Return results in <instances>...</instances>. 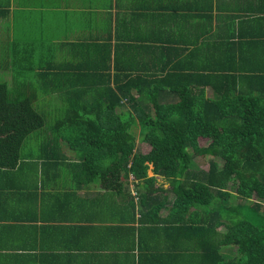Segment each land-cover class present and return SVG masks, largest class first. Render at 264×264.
<instances>
[{"label":"crops","instance_id":"crops-1","mask_svg":"<svg viewBox=\"0 0 264 264\" xmlns=\"http://www.w3.org/2000/svg\"><path fill=\"white\" fill-rule=\"evenodd\" d=\"M211 60L237 67L225 73L238 80L264 74V0H0V73L11 77L3 81L11 91L24 88L15 78L30 76L34 64L36 72L61 66L81 88L203 69ZM39 138L30 135L19 159L0 165V264L224 263L189 225L142 223L130 205L138 202L132 176L117 190L81 182L75 167L43 159Z\"/></svg>","mask_w":264,"mask_h":264},{"label":"trees","instance_id":"trees-1","mask_svg":"<svg viewBox=\"0 0 264 264\" xmlns=\"http://www.w3.org/2000/svg\"><path fill=\"white\" fill-rule=\"evenodd\" d=\"M220 63L81 88L61 66L43 64L36 72L34 64L30 76L15 78L24 88L0 82V165L16 162L27 138L38 134L43 159L75 167L81 182L117 190L132 176L138 202L130 205L142 223L189 225L223 264H264V74L238 80L225 73L237 67ZM42 101L61 106L48 111ZM139 142L150 151L139 150ZM196 156L211 157L208 170L193 168ZM223 246L236 252L223 257Z\"/></svg>","mask_w":264,"mask_h":264},{"label":"rangeland","instance_id":"rangeland-1","mask_svg":"<svg viewBox=\"0 0 264 264\" xmlns=\"http://www.w3.org/2000/svg\"><path fill=\"white\" fill-rule=\"evenodd\" d=\"M13 79H14V78H13ZM10 80H11V77L7 75V72H1V73H0V82H3V81H9V82H10ZM14 81H15V79H14ZM45 110L50 111L51 109H50L49 106H47V108H46ZM119 110H120V109H119ZM136 131H138V130H136ZM137 134H138V133H137ZM199 143H200V145H206V144L208 143V141H207L206 138H200V139H199ZM138 148H139V150H141V151H143V152H148V151H150L151 146H150V144H148V143H146V142H139V143H138ZM210 159H211L210 156H196V157L194 158V160H193L192 166H193V168H194L195 170H200V169H201V170H208V168H209V163H210ZM153 174H154V173H153V171H152V166H151L150 171H149V175H150V176H153ZM129 182H130V179H129ZM159 182L165 184L166 186H168V185H167L168 182L165 181V180L162 179V178H160ZM130 183H131V182H130ZM231 189H232V190H235L234 188H231ZM235 249H236V248L234 247L233 250L236 252ZM233 250H230L228 254H229V255H232Z\"/></svg>","mask_w":264,"mask_h":264}]
</instances>
